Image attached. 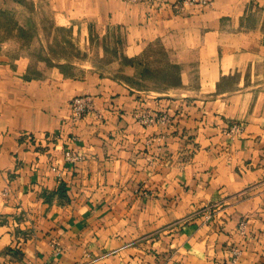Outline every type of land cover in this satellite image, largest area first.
<instances>
[{"label":"crops","instance_id":"1","mask_svg":"<svg viewBox=\"0 0 264 264\" xmlns=\"http://www.w3.org/2000/svg\"><path fill=\"white\" fill-rule=\"evenodd\" d=\"M45 1L185 70L135 87L0 53V264H264V0Z\"/></svg>","mask_w":264,"mask_h":264},{"label":"rangeland","instance_id":"2","mask_svg":"<svg viewBox=\"0 0 264 264\" xmlns=\"http://www.w3.org/2000/svg\"><path fill=\"white\" fill-rule=\"evenodd\" d=\"M85 27L57 16L45 0H0V53L28 57L36 74L77 75L98 69L135 87L168 78L181 84L185 69L171 55L159 59L145 51L137 57L119 28L100 37Z\"/></svg>","mask_w":264,"mask_h":264},{"label":"built area","instance_id":"3","mask_svg":"<svg viewBox=\"0 0 264 264\" xmlns=\"http://www.w3.org/2000/svg\"><path fill=\"white\" fill-rule=\"evenodd\" d=\"M135 1V0H133ZM93 100L90 95H78L72 100V110L76 119L82 118L93 108Z\"/></svg>","mask_w":264,"mask_h":264}]
</instances>
